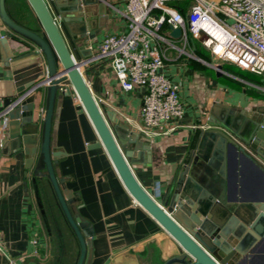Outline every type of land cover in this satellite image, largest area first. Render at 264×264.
Masks as SVG:
<instances>
[{
  "label": "crops",
  "instance_id": "crops-1",
  "mask_svg": "<svg viewBox=\"0 0 264 264\" xmlns=\"http://www.w3.org/2000/svg\"><path fill=\"white\" fill-rule=\"evenodd\" d=\"M126 1L105 0L106 6L101 5L102 15L98 16L100 26L96 25L97 16L94 15L90 25L84 28L91 38L86 36L80 43L87 48L91 46V56L78 68L99 106L113 112L118 122L128 132L137 134L139 143L147 146L146 151H134L136 158L130 169L138 183L159 200L169 181L171 167L188 162L189 152L198 148L200 136L206 129L223 127L218 119L226 121V111L255 113L264 107V76L216 61L205 49L210 59L199 57L205 62L198 61L180 53L182 41L173 39V47L165 48L160 71L179 84L183 116L145 129L139 116L142 88L125 87L111 68L109 59L97 53L104 35L125 30ZM45 2L55 15L53 1ZM4 5L12 20L45 37L26 0H4ZM96 7L88 6L93 13ZM59 25L71 56L79 60L80 52L70 39L78 33L77 23L67 22V30L61 23ZM0 29H3L1 22ZM162 32L168 36L167 28ZM193 41L197 42L187 35L184 50L198 57ZM19 45L10 40L0 44V101L3 95L11 92L14 84L9 68L4 66L3 56L7 49L13 55L25 52ZM216 65L220 68L216 69ZM27 72L26 68L19 74ZM44 91L45 85L38 88L34 99L40 109ZM60 92L56 91L51 121V146L57 152L53 167L65 190L71 196L74 194L73 205L78 217L91 230L88 264H162L179 253L176 242L132 199L102 146L94 147L93 144L98 143L97 135L73 91L70 89L64 95ZM220 109L226 111L219 118L210 112L218 114ZM8 122L6 114L0 116V264H75L77 242L42 178L39 190L46 208V229L31 188V168H25L23 148L17 150L18 143L10 139ZM129 147L131 149L133 144ZM29 149L25 146V151ZM227 160L230 197L243 201L264 193V179L251 165L232 151L228 152ZM209 222L215 224L212 218ZM53 242L59 249L54 258L51 255ZM62 252L65 253L60 258ZM244 264H264V235L255 242Z\"/></svg>",
  "mask_w": 264,
  "mask_h": 264
},
{
  "label": "water",
  "instance_id": "water-1",
  "mask_svg": "<svg viewBox=\"0 0 264 264\" xmlns=\"http://www.w3.org/2000/svg\"><path fill=\"white\" fill-rule=\"evenodd\" d=\"M45 37L12 20L0 0V44L7 40L20 44L25 52L3 56L14 82L10 93L2 96L0 113L9 120V137L23 148L25 168H31V188L41 218L47 228V218L40 197L39 181L44 178L63 220L78 245L75 264H88L91 230L80 220L74 201L57 177L53 164L57 152L51 146V121L56 91H73L123 186L132 199L149 214L176 242L179 253L162 264H244L255 242L264 235V193L250 200L239 201L228 195L227 154L232 151L264 179V107L255 113L238 110H211L222 128H208L200 136L198 148L190 151L188 162L172 166L166 189L159 200L150 195L136 180L130 164L134 151H146L140 137L128 132L114 113L102 109L95 101L78 66L91 56V50L80 40L91 38L84 28L93 21L99 27L101 5L105 0H52L55 15L45 0H26ZM96 5L95 12L88 6ZM77 23L78 33L70 37L79 60H74L60 30L61 23ZM168 36L178 39L179 28H168ZM21 40V41H19ZM79 43V44H78ZM84 51V52H83ZM28 69L26 74H19ZM216 69L220 66L216 65ZM68 85L64 86V82ZM45 85L43 105L34 104L37 89ZM26 91H31L25 96ZM223 111V112H222ZM2 116V115H0ZM230 116H232L230 118ZM245 117V118H244ZM133 144L130 149L129 145ZM25 146L30 149L25 151ZM253 154L257 159L252 157ZM140 155V154H139ZM261 161V162H260ZM76 196V195H75ZM215 201L214 205L212 202ZM212 218L215 224H211Z\"/></svg>",
  "mask_w": 264,
  "mask_h": 264
},
{
  "label": "built area",
  "instance_id": "built-area-1",
  "mask_svg": "<svg viewBox=\"0 0 264 264\" xmlns=\"http://www.w3.org/2000/svg\"><path fill=\"white\" fill-rule=\"evenodd\" d=\"M171 1L185 2L184 13ZM123 14L125 30L104 35L97 53L109 59L125 87L142 88L139 116L145 129L183 116L179 84L160 71L165 48L173 47L163 28L180 29V53L205 62L185 52L188 35L214 60L264 76V0H127Z\"/></svg>",
  "mask_w": 264,
  "mask_h": 264
},
{
  "label": "rangeland",
  "instance_id": "rangeland-1",
  "mask_svg": "<svg viewBox=\"0 0 264 264\" xmlns=\"http://www.w3.org/2000/svg\"><path fill=\"white\" fill-rule=\"evenodd\" d=\"M175 43H177V41H175ZM193 44L195 46L194 52L197 53V55H198V53H200L203 56V57L202 56H198V57L205 58L206 60L210 59V56L204 51V48L200 45V43L198 41L197 42L193 41ZM211 61L209 63H211ZM58 253H59V249L57 247V244H56V242H53L52 247H51L52 258H54L56 256V254H58ZM73 257H74V255H73Z\"/></svg>",
  "mask_w": 264,
  "mask_h": 264
},
{
  "label": "trees",
  "instance_id": "trees-1",
  "mask_svg": "<svg viewBox=\"0 0 264 264\" xmlns=\"http://www.w3.org/2000/svg\"><path fill=\"white\" fill-rule=\"evenodd\" d=\"M170 5L176 7L181 13H184L185 10V2L181 1H171L169 2ZM199 56H202V54L198 53ZM203 57V56H202Z\"/></svg>",
  "mask_w": 264,
  "mask_h": 264
},
{
  "label": "flooded vegetation",
  "instance_id": "flooded-vegetation-1",
  "mask_svg": "<svg viewBox=\"0 0 264 264\" xmlns=\"http://www.w3.org/2000/svg\"><path fill=\"white\" fill-rule=\"evenodd\" d=\"M43 209H44V212H45V211H46V208L43 207ZM64 253H65V252H62L60 258L63 257Z\"/></svg>",
  "mask_w": 264,
  "mask_h": 264
}]
</instances>
